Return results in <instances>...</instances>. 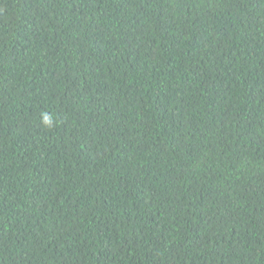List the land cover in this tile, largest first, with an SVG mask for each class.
Instances as JSON below:
<instances>
[{
	"label": "trees",
	"instance_id": "1",
	"mask_svg": "<svg viewBox=\"0 0 264 264\" xmlns=\"http://www.w3.org/2000/svg\"><path fill=\"white\" fill-rule=\"evenodd\" d=\"M0 264H264V0H0Z\"/></svg>",
	"mask_w": 264,
	"mask_h": 264
},
{
	"label": "clouds",
	"instance_id": "2",
	"mask_svg": "<svg viewBox=\"0 0 264 264\" xmlns=\"http://www.w3.org/2000/svg\"><path fill=\"white\" fill-rule=\"evenodd\" d=\"M43 123L46 127H53L54 126L53 121L47 115L44 116Z\"/></svg>",
	"mask_w": 264,
	"mask_h": 264
}]
</instances>
